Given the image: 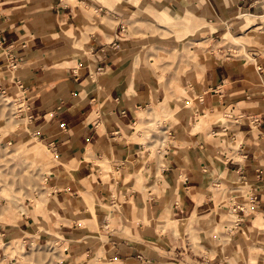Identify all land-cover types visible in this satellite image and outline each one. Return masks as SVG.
Here are the masks:
<instances>
[{"label":"crops","instance_id":"obj_1","mask_svg":"<svg viewBox=\"0 0 264 264\" xmlns=\"http://www.w3.org/2000/svg\"><path fill=\"white\" fill-rule=\"evenodd\" d=\"M248 1L0 0V92L52 164L35 203L0 211V264L53 239L49 264H264V33L251 62L195 46ZM173 50L177 90L153 67Z\"/></svg>","mask_w":264,"mask_h":264},{"label":"rangeland","instance_id":"obj_2","mask_svg":"<svg viewBox=\"0 0 264 264\" xmlns=\"http://www.w3.org/2000/svg\"><path fill=\"white\" fill-rule=\"evenodd\" d=\"M240 12L251 13L249 15H253V17H233L224 30L216 32L215 36L202 39L195 46L201 47L205 55L217 62L231 59L253 61L256 54L255 48L259 43L258 35L264 33V0H249L248 3L243 4L237 15ZM182 56L183 51L173 50L168 54L159 51L158 55L153 57V67H157L162 58L169 62L168 66L160 67L161 72L165 71L157 73L158 80L164 81L166 79L164 75L169 74L170 88L173 86L175 90L178 88L177 84H180L179 81L183 79L180 77L185 74L181 73L182 67L187 69L188 66L187 60L184 62ZM193 59L196 60V57L191 56L190 61ZM183 81V86H187L186 82L189 80L184 77ZM20 97V94L11 97L0 92V211L5 209V212L12 216L17 215V202L26 205L35 203L34 195L44 187L45 173L48 172V167L45 164L49 161L46 157L34 158L32 150L29 149L39 140L30 129L27 130L26 119H20V111H23V106L18 102ZM215 115V117H219L220 112H216ZM158 120L161 123L163 120L167 121V118L161 116ZM147 122L148 129L151 131L146 132V129L143 133L150 139L159 134V127L155 117H151V115ZM20 126L27 132L19 138ZM136 128L143 130L144 126L137 125ZM231 209L234 208L231 207ZM211 218L213 219L212 215ZM231 221L232 219H227L220 222L218 230L223 231L224 224L226 222L229 224ZM189 230V240L192 246H198L199 239L194 236L191 229ZM14 244L13 247V243L10 242L7 249L11 256L18 253L16 264H49V258H53L51 252L61 250L59 239H53L48 241L47 245L35 246L31 249H24L18 240L14 241ZM20 246L21 249H19ZM23 255L25 256L23 257Z\"/></svg>","mask_w":264,"mask_h":264},{"label":"built area","instance_id":"obj_3","mask_svg":"<svg viewBox=\"0 0 264 264\" xmlns=\"http://www.w3.org/2000/svg\"><path fill=\"white\" fill-rule=\"evenodd\" d=\"M227 116L230 117V112L227 113ZM234 122H238V117H236V118L234 119ZM249 192H250V190H249ZM249 192H247V194H250ZM250 196H252V199H251V200L254 201L255 196H253V194H250ZM232 207L234 208V212H235L236 209L238 208L236 205H232Z\"/></svg>","mask_w":264,"mask_h":264},{"label":"bare ground","instance_id":"obj_4","mask_svg":"<svg viewBox=\"0 0 264 264\" xmlns=\"http://www.w3.org/2000/svg\"><path fill=\"white\" fill-rule=\"evenodd\" d=\"M247 17H253V15L251 16V15H246ZM52 164H47V167H48V170H49V167L51 166ZM234 210V209H233Z\"/></svg>","mask_w":264,"mask_h":264}]
</instances>
